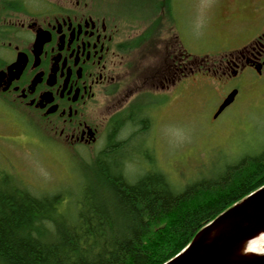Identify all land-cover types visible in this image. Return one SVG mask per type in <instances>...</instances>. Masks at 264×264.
I'll return each mask as SVG.
<instances>
[{"label":"rangeland","instance_id":"1","mask_svg":"<svg viewBox=\"0 0 264 264\" xmlns=\"http://www.w3.org/2000/svg\"><path fill=\"white\" fill-rule=\"evenodd\" d=\"M256 1L261 0H173V23L163 10L146 17L142 10L134 12L136 0H95V4L119 21L121 41L132 42L148 28L144 37L158 33L164 49L179 33L180 47L183 44L193 61L200 63L209 57L210 66L260 31L263 12L255 7ZM135 46L131 57L134 68L142 74L155 57L147 53L149 44L145 49L142 43ZM194 69L170 92L144 89L132 98L131 102L143 99L145 103L139 102L138 108H146L143 131L141 127L130 128L127 117L120 120L125 131L120 139L130 140L126 172L132 178L152 168L166 173L175 185L185 184L264 142V77H240L241 92L236 101L214 119L231 92L227 84L235 81L219 80L213 72ZM116 111L114 106L108 107L106 131ZM104 140L88 148H70L53 134L41 131L33 119L0 104V185L1 176L8 175L36 195L76 192L82 177L80 168L106 146Z\"/></svg>","mask_w":264,"mask_h":264},{"label":"trees","instance_id":"2","mask_svg":"<svg viewBox=\"0 0 264 264\" xmlns=\"http://www.w3.org/2000/svg\"><path fill=\"white\" fill-rule=\"evenodd\" d=\"M136 1V13L158 11L156 0ZM172 1L161 5L174 22ZM126 117L130 128H146L139 108ZM119 127L116 119L106 146L80 168L76 192L36 195L1 176L0 264H165L204 226L264 186V142L185 184L152 168L132 178L126 172L130 140L116 136Z\"/></svg>","mask_w":264,"mask_h":264},{"label":"flooded vegetation","instance_id":"3","mask_svg":"<svg viewBox=\"0 0 264 264\" xmlns=\"http://www.w3.org/2000/svg\"><path fill=\"white\" fill-rule=\"evenodd\" d=\"M163 1L155 10L166 12ZM255 7L263 12L260 31L208 66L209 57L195 63L180 47L179 33L164 49L158 33L121 41L119 21L95 0H0V104L33 119L41 131L70 148H88L103 138L107 142L116 119L138 108L141 99L131 102L137 92H170L195 66L219 80L235 81L227 86L239 95L240 77H264V0ZM137 43L144 49L149 44L146 51L155 57L142 74L131 57ZM111 106L117 111L106 131ZM145 109L139 108L142 115ZM121 133L119 127V139Z\"/></svg>","mask_w":264,"mask_h":264},{"label":"water","instance_id":"4","mask_svg":"<svg viewBox=\"0 0 264 264\" xmlns=\"http://www.w3.org/2000/svg\"><path fill=\"white\" fill-rule=\"evenodd\" d=\"M232 90L220 104L216 119L238 95ZM264 233V186L204 226L191 243L165 264H264V256H243L245 242Z\"/></svg>","mask_w":264,"mask_h":264},{"label":"bare ground","instance_id":"5","mask_svg":"<svg viewBox=\"0 0 264 264\" xmlns=\"http://www.w3.org/2000/svg\"><path fill=\"white\" fill-rule=\"evenodd\" d=\"M243 256H264V233L244 243L240 250Z\"/></svg>","mask_w":264,"mask_h":264}]
</instances>
